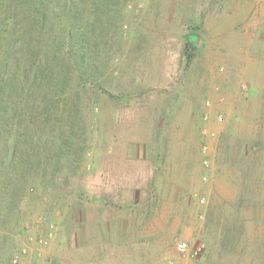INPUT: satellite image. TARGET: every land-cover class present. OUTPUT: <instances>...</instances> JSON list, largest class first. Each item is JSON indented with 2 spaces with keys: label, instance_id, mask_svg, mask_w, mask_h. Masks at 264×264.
I'll list each match as a JSON object with an SVG mask.
<instances>
[{
  "label": "rangeland",
  "instance_id": "374dc122",
  "mask_svg": "<svg viewBox=\"0 0 264 264\" xmlns=\"http://www.w3.org/2000/svg\"><path fill=\"white\" fill-rule=\"evenodd\" d=\"M122 16L78 170L0 209V264H264V0Z\"/></svg>",
  "mask_w": 264,
  "mask_h": 264
},
{
  "label": "trees",
  "instance_id": "16d2710c",
  "mask_svg": "<svg viewBox=\"0 0 264 264\" xmlns=\"http://www.w3.org/2000/svg\"><path fill=\"white\" fill-rule=\"evenodd\" d=\"M125 1L0 0V209L78 170Z\"/></svg>",
  "mask_w": 264,
  "mask_h": 264
},
{
  "label": "built area",
  "instance_id": "2783aa9c",
  "mask_svg": "<svg viewBox=\"0 0 264 264\" xmlns=\"http://www.w3.org/2000/svg\"><path fill=\"white\" fill-rule=\"evenodd\" d=\"M218 121H221V118H218ZM203 164H204V166H207V162H204ZM200 202L203 203L204 199H201ZM203 249H204L203 245H199L195 249H193L192 251H189L187 244L185 242H179L176 244V252L179 255H188L189 254V257L194 258V259L198 258L202 254ZM14 263H16V260H14Z\"/></svg>",
  "mask_w": 264,
  "mask_h": 264
}]
</instances>
